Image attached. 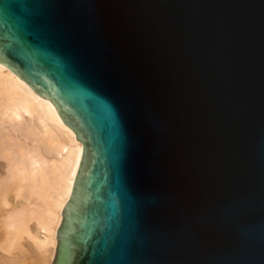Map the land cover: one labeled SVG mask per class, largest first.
<instances>
[{
    "label": "water",
    "instance_id": "obj_1",
    "mask_svg": "<svg viewBox=\"0 0 264 264\" xmlns=\"http://www.w3.org/2000/svg\"><path fill=\"white\" fill-rule=\"evenodd\" d=\"M0 64L84 144L58 264H264V0H0Z\"/></svg>",
    "mask_w": 264,
    "mask_h": 264
},
{
    "label": "bare ground",
    "instance_id": "obj_2",
    "mask_svg": "<svg viewBox=\"0 0 264 264\" xmlns=\"http://www.w3.org/2000/svg\"><path fill=\"white\" fill-rule=\"evenodd\" d=\"M0 113L24 138L21 143L0 140V158L5 161L0 176V252L21 259L23 239L29 238L47 253L46 264H52L84 144L77 131L61 120L51 98L35 94L28 82L2 64Z\"/></svg>",
    "mask_w": 264,
    "mask_h": 264
},
{
    "label": "rangeland",
    "instance_id": "obj_3",
    "mask_svg": "<svg viewBox=\"0 0 264 264\" xmlns=\"http://www.w3.org/2000/svg\"><path fill=\"white\" fill-rule=\"evenodd\" d=\"M0 123H1L0 124V126H1L0 129L2 128L0 130V134L3 135V136L0 135V140H2V138H3V140L7 141V143H9V142L12 143L13 141L16 142V143L23 142L24 138L22 136V132L14 130V127H15L14 123L12 121H9L7 118H4L1 113H0ZM5 126H6V128H5ZM5 130H8V131H5ZM10 130H12V131L14 130V131L12 132ZM10 135H12V136H10ZM18 136L20 138H22V139H19ZM17 139H19V140H17ZM30 142H32V140H30ZM2 162H3L4 165L2 164ZM4 166H5V161H4L3 158H0V176H3L2 174H4V172H5L4 171ZM23 241H24V246H23V252H22L21 259L20 258L18 259L16 257H12L10 255L6 256L1 251L0 252V264H46V262H47V253L45 254V252H43L41 250H38L34 246V244L31 241V239L26 238V239H23ZM60 251H61V246L58 243V249H57L56 258H55V260L53 261L52 264H58L59 263L60 254H61Z\"/></svg>",
    "mask_w": 264,
    "mask_h": 264
}]
</instances>
